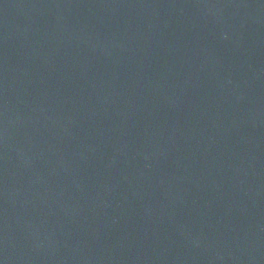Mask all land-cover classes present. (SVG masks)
Listing matches in <instances>:
<instances>
[{
	"label": "water",
	"instance_id": "obj_1",
	"mask_svg": "<svg viewBox=\"0 0 264 264\" xmlns=\"http://www.w3.org/2000/svg\"><path fill=\"white\" fill-rule=\"evenodd\" d=\"M0 264H264V0H0Z\"/></svg>",
	"mask_w": 264,
	"mask_h": 264
}]
</instances>
